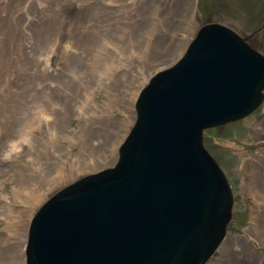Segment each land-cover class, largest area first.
Returning <instances> with one entry per match:
<instances>
[{"label": "water", "instance_id": "water-1", "mask_svg": "<svg viewBox=\"0 0 264 264\" xmlns=\"http://www.w3.org/2000/svg\"><path fill=\"white\" fill-rule=\"evenodd\" d=\"M263 99L264 56L221 24L201 26L140 91L114 167L35 212L26 264H207L226 238L233 197L204 132L243 120Z\"/></svg>", "mask_w": 264, "mask_h": 264}, {"label": "rangeland", "instance_id": "rangeland-1", "mask_svg": "<svg viewBox=\"0 0 264 264\" xmlns=\"http://www.w3.org/2000/svg\"><path fill=\"white\" fill-rule=\"evenodd\" d=\"M0 22L6 27H20L21 19L25 17L23 15L22 3L25 0H0ZM86 0H53L51 8H58L60 3L67 4L70 12L75 4H82ZM195 12L192 23H190L187 30V38L179 45H174L170 56L166 58L161 65L156 68L144 71V75H140V61L138 58H134L132 62H118L121 66V72L118 74L119 78L122 74H127L130 80L134 77L132 85H127L126 82H120L117 86L122 91L130 92L135 89V98L133 103L132 114H123L121 109H110L107 106V94L105 87L95 82L96 73L99 69L98 61L95 52H87L85 58L76 57L74 55L75 48L79 47V43H71L73 54L72 57H65L59 62L64 65V69L69 71L73 70L74 74L68 71H63L60 74L47 75L44 68V62L41 57L50 58V66L60 69L57 58L63 49L59 50L56 54H50L51 49L49 46L56 43L60 37V31L57 29L47 31H36L32 36H39L40 39L36 40L29 38L28 41L19 35L20 49H12L8 57L10 63H14L11 71L1 70L0 76L13 72L20 77L18 82H13L10 86L5 79L0 80V105L3 104L4 99L8 98L12 91H15L18 86H28L27 94L30 98L29 102L17 100L16 103L20 104L23 108L29 109L34 115L27 116L28 120H25V111L17 113L14 116L16 121L15 127L17 129L25 128V124L29 125L30 122L36 129L32 132V147L25 148L23 153L18 157H14L10 162H4L0 160V201L5 200L6 203L15 206L14 201H19V206L22 205V196L14 198L11 188L20 182L22 187L27 188L31 180L37 179L39 186V194L36 197L38 201L34 199L32 205H30V198L26 199V215L24 219L26 222L23 224L26 230L21 242H12L10 237L13 233L12 229L5 230V222L3 220L5 207L0 202V264H8L11 260H19L22 257L23 264H26L25 260V245L27 238V231L29 223L34 216L38 208L56 192L78 180L81 177H86L92 173L84 174L75 177L67 176V160H73L79 157L82 151V143L84 138H91L92 143L102 142L104 134L99 129L102 126L95 122L92 128L85 133L84 122L77 117L78 113L82 111L80 107L83 104V98L89 99L90 108H86L88 115L93 111L99 113H112L114 116H122L127 124L123 123L120 127L117 136H108L109 141L117 143V151L111 155L110 160L103 168H97L95 172L102 171L114 167L118 160V150L122 145L124 139L131 130L135 119V103L140 91L146 86L148 80L158 71L157 69L164 70L172 66L181 56L184 54L188 44L193 40L199 28L208 23L221 24L245 39L246 43L256 49L264 56V0H196ZM83 8L79 15H84ZM95 10V9H94ZM92 10L89 13H92ZM187 24V23H186ZM114 37L121 35L120 30L110 32ZM42 41V45L37 46L36 43ZM69 43L65 42L64 44ZM165 46V44H164ZM162 57H165V51L159 49ZM166 48V46H165ZM18 51V52H17ZM36 59L37 63H31L26 56ZM26 61V62H25ZM163 61V60H162ZM20 74L18 75V73ZM28 73V74H26ZM77 75L78 81L82 85V100L77 105V109L73 104L68 106L69 117L66 122V127L61 129L59 127L60 119H55L50 112L45 108L44 100L47 98L54 104L61 101L59 93L54 89L58 87L57 83L60 82L61 87L69 92L71 97H74L75 86L72 83V78ZM147 79V81H146ZM130 88V89H126ZM85 108V107H84ZM43 109L53 117L50 123H44L39 119V110ZM27 112V111H26ZM264 113V101L260 108L253 112L248 117L241 121L228 124L226 126L211 129L204 133L203 144L207 152L213 157L218 166L224 173L233 197L232 218L227 227L226 238L220 245L216 254L207 264H220L218 251L224 246L227 238L232 234H237L247 238V241L258 248L257 256L245 253L242 256L238 264H258V258L264 255V246L259 245L258 240L255 239V233L264 228V209L261 212L258 209L261 206V202L255 203L253 195L250 194V189L253 186L251 178V164L252 159L248 153L253 150H262L264 148V138H254L252 134V123L256 120H261L264 123V119L261 117ZM264 125V124H263ZM3 128V127H2ZM10 133L8 129L3 131L0 135L2 144L0 145V154L5 150L7 143L10 140L16 138L14 132ZM49 129H54L56 132L55 139L50 138ZM260 134V133H259ZM10 137L9 140H5V137ZM46 166L49 170H42ZM64 167L63 176H58L57 169ZM75 169V168H72ZM49 175V176H48ZM68 178V179H67ZM23 191V189H21ZM48 190V191H47ZM258 190V188H257ZM259 191V190H258ZM6 215V220L8 221ZM247 228L249 232L246 233ZM9 239L7 241H1L3 239ZM236 243V242H235ZM241 243V242H239ZM243 243V242H242ZM17 244V245H15ZM22 249V251H18Z\"/></svg>", "mask_w": 264, "mask_h": 264}, {"label": "bare ground", "instance_id": "bare-ground-1", "mask_svg": "<svg viewBox=\"0 0 264 264\" xmlns=\"http://www.w3.org/2000/svg\"><path fill=\"white\" fill-rule=\"evenodd\" d=\"M195 1L86 0L81 5L74 4L70 12L65 3H60L58 8H51L53 0H25L22 3L23 15L25 17L21 19L19 28L17 25L6 27L0 22V71H11L13 69L14 63L8 61L10 51L15 48L18 50L24 48V46H21L20 49L18 48L20 46L19 35L25 41L32 38L35 43L36 40L40 39L39 36H32L36 31L43 32L57 29L60 31L59 40L53 45H51V42L49 49H51L50 54H56L59 50L63 49L57 58L58 65L61 68L57 69L50 66L49 69H45L48 73L47 75L60 74L64 70L74 74L73 70L64 69L66 63L62 65L59 61L65 57L70 58L73 56L72 53L65 51L64 43L66 41L69 43H79L80 46L74 50L76 57L81 56L85 58L87 52H95L96 54L99 69L96 73V79H93L105 87L104 90L108 98L107 106L110 109H121L123 111L122 115L125 113L132 114L135 89L126 92L119 89L117 85L120 82L126 81L127 85H132L134 77L132 76L130 80H127L128 76L124 73L119 78L118 74L122 70L118 62L128 63L129 61L132 62L135 57L138 58L141 63L140 75H144V71L146 70L161 65L171 55L173 46L179 45L182 41L186 40L187 32L189 31L187 29L194 18ZM2 2H0V6ZM83 8H85L83 10L85 14L79 15ZM92 10L94 11L89 13ZM116 30H120L122 34L114 37L110 32ZM36 44L37 46H41L42 41ZM158 46H160L159 49L165 51V57H162L160 52L157 51ZM26 58L31 63L35 62L37 63L35 65H39V62L34 58H30L29 54ZM3 79L10 86L13 82H18L20 77L11 72L0 76V80ZM72 83L75 86L74 97H71L66 89L59 86L60 82H58V87L54 89L59 93L61 101L54 104L49 98L44 100L46 110L55 119H60L59 127L61 129L66 127L69 117L68 106L73 104L74 108L77 109L78 103L82 100L81 93L83 88L76 74L72 78ZM27 88L28 86H18L15 91L11 92L8 98L4 99L3 104L0 105V135L6 129L10 133H13L17 129L15 127L16 121L14 120V116L22 112L23 109L27 111H25V120H28L27 116L34 115L29 109L23 108L20 104L16 103L17 100L29 102L30 98L27 94ZM80 108L82 111L78 113L77 117L84 122L83 129L85 133L97 122L102 126L99 130L103 132L104 139H101L102 142L92 143L89 136L88 138L85 137L81 145L83 149L79 157L67 160L68 174L66 177H79L92 172H94L92 174H96L97 168H103L110 160L111 155L117 151V143L109 141L108 136H115L116 138L123 123L127 124L121 115L114 116L112 113L106 112L103 114L96 111L88 115L86 108H90V103L87 97L83 98V104ZM262 116H264V113H262ZM263 124L260 119L252 123L251 128L254 138H264ZM35 129L36 127L30 122L29 125L25 124V128L17 129L14 134L17 137L24 130L33 132ZM9 139L10 137H5V140ZM1 144L2 141L0 139ZM248 155L252 159L251 178L253 186L250 189V194L253 195L255 203L261 202L262 205L258 207L261 212L262 208L264 209V148L262 150L250 151ZM64 167L62 166L57 169L58 176H63ZM43 169L49 170V168L44 166L41 172H43ZM36 181L37 179L33 178L27 188L18 184L20 182H17V185L11 188L14 198L20 194H24L25 190V194L22 196V205L19 206L18 200L14 201L15 206H10L11 204L6 203L5 200L0 201L2 206L5 207L3 215L5 230H13L10 237L12 242H21L26 230L23 224V222H26L24 218L27 217L25 206L29 204L25 203L26 199L30 198V205L36 203L34 199L39 200L36 195L39 194L38 191L40 189ZM6 215L9 218L8 221H5ZM248 232L249 228L246 230V233ZM254 237L260 242L258 243L259 245L264 246V228L261 227V230L256 232ZM3 241L9 243L8 238L3 239L1 243ZM18 251L21 252L22 249ZM245 253L258 257L257 253L260 252L257 247L247 241L246 237L232 234L218 251L217 256H219L220 264H238ZM258 262V264H264V255L261 258L259 256ZM8 264H23L22 257L17 261L11 260Z\"/></svg>", "mask_w": 264, "mask_h": 264}, {"label": "clouds", "instance_id": "clouds-1", "mask_svg": "<svg viewBox=\"0 0 264 264\" xmlns=\"http://www.w3.org/2000/svg\"><path fill=\"white\" fill-rule=\"evenodd\" d=\"M65 51H72V47L70 43H66L64 45ZM44 62V68H50V58L41 57L40 58ZM39 119L44 123H50L53 120V117L49 115L45 110H39ZM49 134L51 139H55L56 132L54 129H49ZM32 147V132L29 130H24L19 134L15 139L10 140L7 143V146L2 154H0V160L4 162H10L14 157H18L21 153H23L25 148Z\"/></svg>", "mask_w": 264, "mask_h": 264}, {"label": "flooded vegetation", "instance_id": "flooded-vegetation-1", "mask_svg": "<svg viewBox=\"0 0 264 264\" xmlns=\"http://www.w3.org/2000/svg\"><path fill=\"white\" fill-rule=\"evenodd\" d=\"M262 118V117H261ZM264 119V118H263ZM263 123V122H262Z\"/></svg>", "mask_w": 264, "mask_h": 264}]
</instances>
